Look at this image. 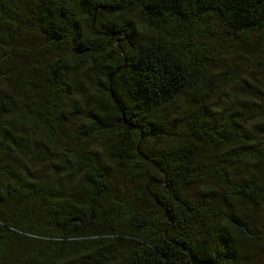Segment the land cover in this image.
I'll return each instance as SVG.
<instances>
[{
    "label": "trees",
    "instance_id": "1",
    "mask_svg": "<svg viewBox=\"0 0 264 264\" xmlns=\"http://www.w3.org/2000/svg\"><path fill=\"white\" fill-rule=\"evenodd\" d=\"M241 44L264 90V0H0V264H261L264 91L205 98Z\"/></svg>",
    "mask_w": 264,
    "mask_h": 264
},
{
    "label": "rangeland",
    "instance_id": "2",
    "mask_svg": "<svg viewBox=\"0 0 264 264\" xmlns=\"http://www.w3.org/2000/svg\"><path fill=\"white\" fill-rule=\"evenodd\" d=\"M259 48L248 47L246 45L235 46L231 53H228V56H224L221 60L215 62L216 66L213 67L214 74L213 77H216L219 80L218 86L214 87L210 95L205 98L210 102V105H213L216 108L228 107L229 103H234L237 95H234L233 90L235 89L234 85H229L228 77L231 76L236 78H242L243 82L247 83L252 91H257L259 94L264 90L260 87L261 84V69L259 68L258 62L255 59L259 54ZM75 88L76 95L78 98L82 99L87 106L92 107L93 93L91 89V83L100 81L96 76H82L75 75ZM91 82V83H90ZM228 84V85H227ZM259 86V87H258ZM236 90V89H235ZM75 99L77 96H74ZM75 126L79 125L78 119L74 121ZM153 143L152 140H149L146 144L149 146ZM102 142L96 141L93 145L95 149L94 152L99 153L100 156H104L102 150ZM261 264H264V259L260 260Z\"/></svg>",
    "mask_w": 264,
    "mask_h": 264
}]
</instances>
